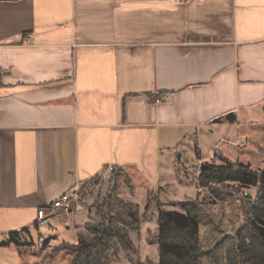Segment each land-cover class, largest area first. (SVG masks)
I'll use <instances>...</instances> for the list:
<instances>
[{
    "label": "crops",
    "instance_id": "crops-1",
    "mask_svg": "<svg viewBox=\"0 0 264 264\" xmlns=\"http://www.w3.org/2000/svg\"><path fill=\"white\" fill-rule=\"evenodd\" d=\"M259 130L264 0H0V264L37 263L13 231L77 235L85 206L38 220L63 193L169 195L181 159Z\"/></svg>",
    "mask_w": 264,
    "mask_h": 264
},
{
    "label": "trees",
    "instance_id": "trees-1",
    "mask_svg": "<svg viewBox=\"0 0 264 264\" xmlns=\"http://www.w3.org/2000/svg\"><path fill=\"white\" fill-rule=\"evenodd\" d=\"M220 160L222 163L205 162L200 165L197 185L208 188L215 199H221L216 193L217 186H232L231 183H235L242 187H256L258 198L246 212V223L234 234H226L221 240L210 241L207 245L203 241L202 227L206 224L214 228L209 229L207 234L218 232L205 212L213 201L203 197L174 203V208L168 209L157 198V228L149 231L148 236L151 243L158 244L159 258L158 261L149 260L147 264H264V167L255 168L249 163L234 162L222 155ZM92 186L93 183H87L78 190L80 205H85ZM149 206L150 200L145 210ZM107 211L114 222H107ZM96 216L102 219L87 222L88 235L78 233L77 243L71 244L74 251L70 264H111L112 256L107 253L112 251L114 257H119L122 249L132 257L137 255L130 232L142 216L136 203L110 192L98 206ZM27 230L9 233L3 244L31 246L32 242L23 240L22 235ZM209 238L207 235L206 240ZM228 238L233 240L229 247L224 243Z\"/></svg>",
    "mask_w": 264,
    "mask_h": 264
},
{
    "label": "rangeland",
    "instance_id": "rangeland-1",
    "mask_svg": "<svg viewBox=\"0 0 264 264\" xmlns=\"http://www.w3.org/2000/svg\"><path fill=\"white\" fill-rule=\"evenodd\" d=\"M235 129L236 126L233 127V134H235ZM259 132L252 135L249 145H247V142L245 143L247 140L236 141L237 145H243L241 147L240 145L235 147L228 146L225 142H222V149L225 150L232 160L249 163L255 168L262 169L264 167V133L260 130ZM185 146L191 152H194L196 149V143L194 144V141L187 142ZM202 150L203 155L208 154L205 143H202ZM218 150L219 152L216 151L215 147L208 158L202 160L201 164L205 162L222 163L220 155L223 156V154L219 147ZM212 154L215 155L214 159L212 158ZM178 164L177 172L183 185L180 188L178 187L179 189L177 188V190H170L169 195H160L158 197L149 195L148 197L150 199H146V195H129L131 187L124 177L121 179L119 177H115V179L104 178L93 183L92 189L86 197V203L84 205L86 209L83 213L81 227L78 228L77 232L88 235L87 222H99L102 219L96 216V210L110 192L126 201L136 203L142 213L140 220L130 229L131 238L137 249V255L132 257L122 249L119 254L120 256L114 257L113 252L110 251L107 254L112 256L111 264H147L149 260L158 261V244L151 243L148 236L149 231H154L157 228V209L159 206L157 198L168 209L174 208V203L189 202L192 199H202L203 197H207V201H213L205 208V212L218 232L207 234L209 229L212 230L214 228L208 227L206 224L202 227L203 241L207 245H210V241L213 242L216 239L221 240L226 234H234L241 225L246 223V212L258 198V189L256 187H242L235 183H231L232 186H217L216 193L220 195L221 199H215V197L213 198L210 195L208 188H199L197 185V174L201 164L197 163L194 154H189L186 158L181 159ZM245 188L251 189L250 194H245ZM149 200L150 206L148 210H145ZM107 214L108 216L105 215L107 222H114L108 211ZM78 233L74 236L72 233L64 232L56 241H51V237L49 236L54 235V232L44 230L43 233H38L33 229L32 232L23 235V240L32 242V255L37 260L36 264H70L74 251V245L71 244L77 243ZM207 235H209L210 240H206ZM74 237L75 239L72 240ZM224 243L229 247L232 245L233 240L228 238Z\"/></svg>",
    "mask_w": 264,
    "mask_h": 264
},
{
    "label": "built area",
    "instance_id": "built-area-1",
    "mask_svg": "<svg viewBox=\"0 0 264 264\" xmlns=\"http://www.w3.org/2000/svg\"><path fill=\"white\" fill-rule=\"evenodd\" d=\"M216 151L219 152L218 147H216ZM212 158H215V155L212 154ZM111 172H114V169H110ZM251 189L245 188V194H250ZM80 203L78 190L74 189L72 191L63 193L59 196L51 205L47 207H43L38 211V220L43 222L49 219L56 211L63 212H73L74 210L79 211Z\"/></svg>",
    "mask_w": 264,
    "mask_h": 264
}]
</instances>
